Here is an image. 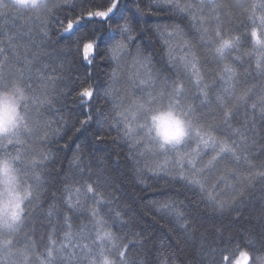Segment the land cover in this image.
Here are the masks:
<instances>
[{
	"label": "snow or ice",
	"instance_id": "6c2138e0",
	"mask_svg": "<svg viewBox=\"0 0 264 264\" xmlns=\"http://www.w3.org/2000/svg\"><path fill=\"white\" fill-rule=\"evenodd\" d=\"M121 7L122 0H0V20L21 21L19 27L14 26L11 32L0 30V90L10 89L18 94L20 100L16 108L18 119L10 131L0 132V157L14 162L26 191L14 219L0 222V264H31L33 254L38 264H136L131 259L129 245L134 248L137 243H142L139 239L125 242L112 231L115 223L122 222L121 213L115 212L110 218L111 223L101 214L100 208L106 199L100 191L102 177L97 176L94 180L85 178L80 156L74 158L73 165L77 167L83 183L76 180L80 186L75 187L68 182L73 178L65 177L63 197L58 201L57 194L52 192L51 200L45 203L48 162L54 154L43 145L60 132L59 127H53L56 121L48 113L53 109L59 112L55 106L62 103V97L67 95L58 84L61 77L56 74V69L42 63L41 53L51 39L53 27L57 28L55 34L58 37L75 38V52L89 66L101 56L97 33L103 29L116 34L103 54L115 63L106 93L111 126L117 129L119 138L134 150L136 157H158L153 160L154 170L158 173L185 186L203 190L209 174L218 163L229 158L233 161H240L242 157L247 159L245 153L257 142L258 128L264 126V85L251 99L255 85L239 94L236 86L241 82V76L251 77L253 72L264 79V0H149L147 5L151 14L163 11L179 16L181 22L187 21V27L196 35L199 44L211 53L212 60L220 64V71L212 82L220 89L214 98L224 109L222 119L225 126L231 129L230 121L242 117L243 129H232L239 142L235 139L231 142L221 140L215 135L213 125L209 123L215 114L204 111L211 106L210 93L214 91L205 77L206 70L211 74L208 69L210 61L207 58L202 60L196 43L185 38L180 24L163 29L168 37L176 36L179 40L182 54L178 62L171 41L165 39L164 43L169 46V63L174 67L179 63L195 86V93L191 96L179 72L170 77L154 72L151 57L141 46L133 43L136 31L132 17L145 15L139 5L132 17L116 19ZM234 8L239 10L242 19L233 11ZM242 45H250L251 50L245 52ZM229 56L231 63L227 62ZM245 56L250 57L247 67ZM128 57L138 69L134 77H128L131 88L139 93H134L130 99L116 87L121 79V62ZM235 65L243 68V73ZM63 66L62 61L60 67ZM94 92L91 84L82 87L77 93L80 103L89 106L94 100ZM220 92L234 97L243 111L234 110L235 105L228 107ZM161 106L175 110L189 129L181 138L166 144L152 135L148 124L151 112ZM91 121L90 111L86 119L78 121L80 127L75 131L79 132ZM37 143L41 145L39 151L33 147ZM63 147L67 148L68 144ZM256 175L264 179V171ZM261 193L264 199V187ZM89 194L97 207L90 210L87 224L74 228L68 212L74 215L81 213L82 201ZM209 200L214 201L215 198L209 195ZM61 205L67 211H63ZM219 206L223 207V204ZM161 207L183 221L181 226L187 228L183 212L170 203ZM45 228L48 230L47 243L43 251H39L36 236L40 232L39 239L43 242ZM58 231L63 232L61 240L55 238ZM21 235L23 243L17 239ZM257 244L264 248V238L259 241L246 238L241 244L240 241L233 243L229 237L221 245L209 248L208 264H264V255H254L258 251Z\"/></svg>",
	"mask_w": 264,
	"mask_h": 264
},
{
	"label": "trees",
	"instance_id": "16d2710c",
	"mask_svg": "<svg viewBox=\"0 0 264 264\" xmlns=\"http://www.w3.org/2000/svg\"><path fill=\"white\" fill-rule=\"evenodd\" d=\"M148 2L149 0H122V7L116 19H120L121 16L132 17L139 5L145 15L137 14L132 17L136 31V40L133 43L141 46L145 54L151 57V68L154 72L162 77H170L174 72H179L191 96L195 93V86L181 70L179 63H176L175 67L169 63V46L164 43L165 39L171 41L178 62L182 54L178 47L179 40L176 36L168 37L163 29L165 26L179 23L183 30L182 34H186L185 38L196 43V50L201 54L202 60L207 58L210 61L208 69L211 70V74L206 70L205 77L214 91L210 93L211 106L204 111L215 114V118L209 120L215 135L221 140L231 142L235 139L239 142L232 129H243L242 117L230 121L231 129L225 126L222 119L224 109L214 98L215 92H219L220 89L212 82L220 71V64L212 60L211 53L199 44L196 35L187 27V21L181 22L179 16L163 11L151 14L147 8ZM233 11L239 17V10L234 8ZM20 23L19 20L8 19L6 22L0 20V30L11 32L14 26L19 27ZM157 28L161 31L157 32ZM56 31L57 28L53 27L50 32L51 39L47 42L45 51L41 53L42 63L56 69V74L61 77L58 84L67 95L62 97V103L55 106L59 112L53 109L48 113V116L56 121L53 127H59L60 132L51 136L50 141L43 145L54 154L48 162L49 182L45 203L51 200L52 192L57 194L58 201L63 197L62 185L65 177H72L73 179L68 182L75 187L80 186L76 183V180H80V173L73 165L74 158L80 156V167L84 169L85 178L94 180L97 176L102 177L100 191L104 193L106 199L103 207L100 208L101 214L111 223L110 218L114 217V213L117 211L121 213L122 222L115 223L112 231L125 242L129 239L142 241L134 248L129 245L131 259L136 264L141 262L208 264L209 248L221 245L229 237L233 243L240 241L241 244L246 238L257 241L264 238V199L261 193L264 179L256 175L257 172L264 171V126L258 128L257 142L245 153L247 159L242 157L240 161H233L229 158L225 162L218 163L209 174L203 190L185 186L154 170L153 160L158 157H136L134 150L119 138L117 129L111 126L110 104L106 103V93L115 63L103 54L116 34L103 29L97 33L101 56L89 66L76 54L75 38L67 40L58 37ZM242 48L245 52L251 50L250 45H242ZM23 54L24 51L21 49V55ZM244 60L247 67L250 57L245 56ZM62 61L63 68L60 67ZM227 62H232L231 56L228 57ZM235 66L243 73V68L239 65ZM137 71L130 57L122 60L121 79L116 87L127 99H130L134 93L139 94L138 90L131 88L128 79L130 75L134 77ZM89 84L95 89L94 100L89 106H85L80 103L77 93ZM253 85L255 88L250 94V99L257 96L261 86L264 85V79L254 72L251 77L241 76L236 92L237 94L244 92ZM220 94L224 95L228 107L235 105L234 110L243 111L234 97L227 96L223 92ZM196 103L198 104L199 101ZM90 111L92 121L79 132L75 131V128L80 127L78 121L86 119ZM65 143L68 144L67 148L63 147ZM33 147L39 151L41 145L37 143ZM150 168L153 170L150 171ZM233 169L235 173L232 172ZM80 183L83 181L80 180ZM209 195L215 200H209ZM166 203L174 205L184 213L187 228L181 226L183 221L161 207ZM219 204H223V207ZM61 207L63 211H67L63 205ZM95 207L97 205L89 194L88 198L82 201L81 213L74 215L68 212L72 217L73 227L78 228L81 224H87L90 219L89 212ZM47 234L48 230L45 228L43 231L45 239L41 242L39 239L41 233H37L39 251H43L44 244L47 243ZM136 234L139 236L137 237ZM62 236L63 232L58 231L55 238L61 240ZM17 239L23 243L22 235ZM257 249L254 255H264V248L259 244ZM31 264H38L35 254L31 258Z\"/></svg>",
	"mask_w": 264,
	"mask_h": 264
},
{
	"label": "clouds",
	"instance_id": "9594fccd",
	"mask_svg": "<svg viewBox=\"0 0 264 264\" xmlns=\"http://www.w3.org/2000/svg\"><path fill=\"white\" fill-rule=\"evenodd\" d=\"M20 103L12 90H0V132L10 131L18 119L16 111ZM148 124L152 135L161 143L181 138L189 129L173 109L161 106L151 112ZM26 196L22 178L10 158L0 157V222H11L18 205Z\"/></svg>",
	"mask_w": 264,
	"mask_h": 264
}]
</instances>
